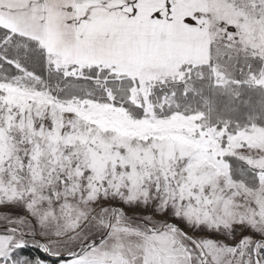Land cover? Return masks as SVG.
<instances>
[{"label":"snow or ice","instance_id":"6c2138e0","mask_svg":"<svg viewBox=\"0 0 264 264\" xmlns=\"http://www.w3.org/2000/svg\"><path fill=\"white\" fill-rule=\"evenodd\" d=\"M0 264H264V0H0Z\"/></svg>","mask_w":264,"mask_h":264}]
</instances>
